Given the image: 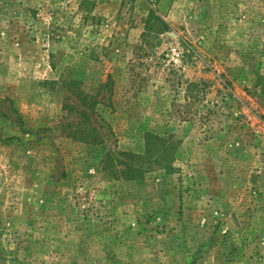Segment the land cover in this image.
<instances>
[{"label": "rangeland", "instance_id": "obj_1", "mask_svg": "<svg viewBox=\"0 0 264 264\" xmlns=\"http://www.w3.org/2000/svg\"><path fill=\"white\" fill-rule=\"evenodd\" d=\"M0 264H264V0H0Z\"/></svg>", "mask_w": 264, "mask_h": 264}]
</instances>
